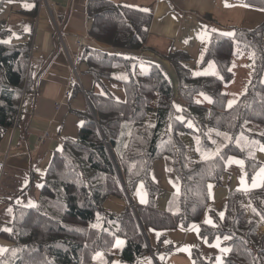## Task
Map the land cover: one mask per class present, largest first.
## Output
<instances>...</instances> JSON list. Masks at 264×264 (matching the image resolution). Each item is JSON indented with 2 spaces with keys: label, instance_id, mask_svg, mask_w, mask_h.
I'll use <instances>...</instances> for the list:
<instances>
[{
  "label": "trees",
  "instance_id": "trees-1",
  "mask_svg": "<svg viewBox=\"0 0 264 264\" xmlns=\"http://www.w3.org/2000/svg\"><path fill=\"white\" fill-rule=\"evenodd\" d=\"M247 2L264 8V0ZM87 16L93 39L131 50L145 45L152 20L151 12L111 0H87ZM263 40L264 20L252 29L235 27L232 34L211 32L198 66L213 63L212 73L195 74L186 50L169 52L165 58L176 74V89L160 64L138 74L134 57L86 47L81 60L100 89L87 93L93 111L72 110L83 120L78 136L65 138L61 150L51 154L36 205L16 206L11 232L0 231L12 242L0 253V264H93L94 255L110 254L117 239L124 240L118 256L127 264L172 251L163 237L149 246L146 231L188 227L194 210L208 203V182L221 184L229 155L243 159L248 181L261 164ZM31 53V35L19 43L0 41V141L16 124L24 96L34 90ZM238 53L251 54L253 68L245 91L229 105L223 87L233 79L231 65ZM103 79L121 82L126 99L117 100ZM199 95L208 96L210 104L200 102ZM176 98L186 104L181 111ZM152 109L155 122L150 125L146 119ZM106 144L118 157L128 194L144 182L145 204H128L118 212L104 206L109 197L124 195ZM164 155L173 158L181 189L170 208L160 210L156 200L161 188L150 169ZM213 215L216 225L200 223V236L208 242L220 237L230 247L221 264H264V182L248 192L230 191L223 218ZM192 258L193 264H217L197 248Z\"/></svg>",
  "mask_w": 264,
  "mask_h": 264
},
{
  "label": "crops",
  "instance_id": "crops-1",
  "mask_svg": "<svg viewBox=\"0 0 264 264\" xmlns=\"http://www.w3.org/2000/svg\"><path fill=\"white\" fill-rule=\"evenodd\" d=\"M111 1L152 13L149 33L142 48H115L93 39L89 34L92 20L87 16V0H4L0 6V41L19 43L32 36L31 75L34 78V90L24 96L16 124L0 141V161L5 162L0 175V231L11 232L16 206L36 205L51 154L61 150L65 138L78 136L83 120L72 110L93 109L87 93L100 89L96 87L94 76L87 71V63L81 60L86 47L134 57L137 65L140 62L149 66L160 64L176 89V74L165 58L169 52L186 50L192 62H200L203 45L211 32L232 34L235 27L252 29L264 20V8L251 5L247 0ZM78 41H82L83 46H79ZM241 57H247V54L238 53L232 64ZM206 66L214 72L213 63ZM146 68L144 65L143 69ZM103 83L117 100L126 99L121 82L103 79ZM197 98L204 103L201 95ZM174 105L178 111L186 107L179 98L175 99ZM45 134L47 136L40 141ZM257 158L261 164L248 181L243 159L229 155L221 184L208 182V203L204 208L194 210L195 220L188 227L146 231L149 246L155 247L163 237V244L174 247L170 252L151 256L152 264H193V248L217 264L223 262L230 247L220 237L211 242L203 239L200 223L215 226L213 214L223 218L230 191L248 192L262 186L264 146L259 147ZM150 177L161 188L156 207L169 209V201L181 189L173 158L164 155L155 160ZM123 192L122 198L109 197L104 206L118 212L128 204L148 201V192L142 181L136 184L131 195L125 189ZM11 244L0 235V253ZM143 264L150 263L143 261Z\"/></svg>",
  "mask_w": 264,
  "mask_h": 264
},
{
  "label": "rangeland",
  "instance_id": "rangeland-1",
  "mask_svg": "<svg viewBox=\"0 0 264 264\" xmlns=\"http://www.w3.org/2000/svg\"><path fill=\"white\" fill-rule=\"evenodd\" d=\"M198 62L195 61V62L189 63L190 67L193 68L195 74H198L199 71L200 72H212L211 69H209V66H205L204 68L201 69L198 66ZM194 64L196 65L195 67H193ZM144 65H147L146 69H143ZM149 68L150 66L148 64L144 62H140L137 65L136 71L138 74H143L144 72L149 70ZM252 68H253V58L251 54H248L247 57L238 58L237 60L233 62V64L231 65V70L233 71V74H234L233 79L231 80V82L225 85V92L228 93V103L233 104L237 100V98L245 91L247 81L249 78V74ZM201 96L205 104L210 103V100H209L210 98L208 96L206 95H201ZM154 122H155V109H152L148 114L146 123L151 125V124H154ZM127 127H128L127 125H124L122 128L123 129L122 135L124 137L126 136ZM262 131L264 132V129H262ZM109 153L115 165L116 175L120 183L121 169H120V165L118 162V157L111 148L109 149ZM261 230H264V227H262ZM123 242H124L123 239H117L114 247L110 250V254L105 253V252H97L92 259V263L93 264H127L121 261L118 256L123 246ZM143 261H145V263L152 264V257L151 256L146 257L142 259L138 264H143Z\"/></svg>",
  "mask_w": 264,
  "mask_h": 264
},
{
  "label": "built area",
  "instance_id": "built-area-1",
  "mask_svg": "<svg viewBox=\"0 0 264 264\" xmlns=\"http://www.w3.org/2000/svg\"><path fill=\"white\" fill-rule=\"evenodd\" d=\"M78 45L79 46H83V42L82 41H78ZM46 136H47V134L41 136L39 140L43 141ZM4 166H5V162L0 161V175L2 174V172L4 170Z\"/></svg>",
  "mask_w": 264,
  "mask_h": 264
},
{
  "label": "water",
  "instance_id": "water-1",
  "mask_svg": "<svg viewBox=\"0 0 264 264\" xmlns=\"http://www.w3.org/2000/svg\"><path fill=\"white\" fill-rule=\"evenodd\" d=\"M106 147H107V150H108V152H109V149H110L109 145H106ZM121 179H122V177H121ZM122 182H123V184H124V180H123V179H122ZM148 245H149V242H148Z\"/></svg>",
  "mask_w": 264,
  "mask_h": 264
}]
</instances>
